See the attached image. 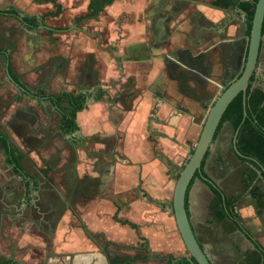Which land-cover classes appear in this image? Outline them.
Masks as SVG:
<instances>
[{"label":"crops","instance_id":"1","mask_svg":"<svg viewBox=\"0 0 264 264\" xmlns=\"http://www.w3.org/2000/svg\"><path fill=\"white\" fill-rule=\"evenodd\" d=\"M8 1L13 3L14 0ZM25 1L17 0V5L0 9L4 12L0 17L14 25L0 27L1 33L7 35V43L0 45V58L5 62L8 79L20 89L17 96L31 97L22 95L20 84L31 89L44 88L48 93L74 92L72 88L58 91H48L43 86L32 88L15 74L13 57L20 52L30 57L31 46H39L31 42V34L37 30L44 32V39L54 35L70 43V39L85 44L87 39L96 38L97 50L108 54V59L104 56L106 60H103L105 63L108 60V63L105 69L102 67V77L99 72L98 76L95 74L94 65L97 63L93 58L88 60L86 69L80 70L81 76L91 81L90 84L83 81L74 92L86 95L85 108L77 112L76 131H63L59 126L61 116L58 110L51 102L37 99L40 103H49L58 113L57 128L73 144L75 165L71 168L73 176L68 178V203L65 193L54 181L48 190L53 194L46 193L43 200L47 207L38 218L42 223L40 227L29 219H25L22 226H16L14 216H5L7 219L1 221L0 215V223H6L0 228V264L4 261L17 264H128L127 254L134 257L131 264H149L152 260L159 264L191 261L170 210L174 188L168 178V169L171 168L173 174L174 168L168 160L174 162L178 159L180 149L189 151V142L202 127L206 109L200 120L197 121L196 116L205 107L202 102L211 99H194L191 89L184 91V83L191 87L194 83L190 78L184 81L183 70H193L203 79H210L209 89L219 88L220 80L218 82L199 69L189 67L183 54L193 57L203 54L208 64L216 67L222 58V48H232L235 42L242 41V49L246 50L245 11L237 5L246 0H233L234 3L228 6L217 4L220 0H114L96 16L92 15L90 7L87 9V0H63L66 9L59 11L53 19L68 16L61 23L54 24L56 29H51L46 21L51 18L48 11L25 14V9L21 10L26 7L23 5ZM70 2L73 5L68 6ZM36 14L45 20V25L38 21L33 26L23 20L30 17L39 20ZM196 14L206 19L210 28L199 30V26L192 24L191 17ZM67 19L69 24L65 21ZM92 22L99 30L89 32ZM69 30L80 32L85 37L69 33ZM41 45L45 46V43ZM56 47L58 52L54 57L59 53L65 55L60 46ZM74 48L78 51L77 45ZM80 50L83 54L96 51L92 48ZM263 52L264 35L248 99L254 90L264 92ZM59 65L63 62L49 72L50 79L57 76L54 71ZM260 126L264 129V119ZM219 133L212 145L220 137L221 142L226 139ZM234 133L232 153L239 162L231 163L228 175L232 176L231 180L233 177L237 179L236 187L230 186L229 191L220 183L223 179H217L209 172L217 164L216 168L223 171L226 163L224 155L211 146L189 190L187 210L196 236L213 264L218 263L204 242L208 233L225 240L230 239L231 233L243 238L244 243L239 247L244 251L241 257L247 255L252 258L247 262L256 264L254 257L255 254L259 257V251L252 239L264 247V168L254 166L252 157L235 152ZM95 135H100V139L94 138ZM9 137L15 143L10 134ZM89 142H94L92 153L85 151ZM19 147L25 154L22 173L14 171L2 151L12 174L22 181L23 203L30 205L34 196L40 197L42 178L46 183L52 182L51 169L44 164L37 166L35 171H29L26 167V162L31 163L29 153ZM83 154L89 159H82ZM251 173L253 177L250 179ZM211 182L219 186L230 201L232 215L215 196ZM59 205L62 208L66 205V208H61L57 217L51 216ZM249 206L254 210L251 215L245 214ZM229 225L232 227L230 230L226 228ZM191 264L195 263L191 261Z\"/></svg>","mask_w":264,"mask_h":264},{"label":"rangeland","instance_id":"2","mask_svg":"<svg viewBox=\"0 0 264 264\" xmlns=\"http://www.w3.org/2000/svg\"><path fill=\"white\" fill-rule=\"evenodd\" d=\"M11 4H13L12 1L2 0L0 1V9H4ZM23 5H25L26 7L20 8L21 10L25 9L23 12H26L27 14L33 12H43L46 10L40 6L34 5L31 0L25 1ZM67 16L68 15L66 14L62 19L58 20L47 18L46 21L49 25H54L57 23H61L63 19L67 18ZM0 20L3 21L0 22V27H14L13 22L11 23V21H8L5 18L1 17ZM65 21H67V24H69L68 19ZM92 23L93 24L89 25L88 27L89 32L99 30L96 23ZM106 30L107 29L104 30L105 33H107ZM69 33H74L76 35L78 34L81 37H85V35L81 34L80 32H72V30H69ZM43 34L44 32L40 30L35 31V34H31V42L33 44H38L39 46H31L30 57H26V55L21 52L20 55L17 54V56L13 57L15 74H18L20 76V79L24 84L32 88L43 86L48 91H58L64 88H72V90H74L75 92L77 91V89H79L80 84L82 85L83 81L84 83L90 84L91 80L85 79L84 76H81L80 70L86 69L88 60L91 61L92 58L98 65H94L95 74L98 76L99 72L101 77L104 76L102 67L104 68L107 66L108 60L107 63L103 62V60H106L104 56H107L108 59V54L106 52L102 53L100 49L97 50L98 44L96 38H94L93 40L87 39L85 44H82L83 42H79V40L74 41L75 39H70L72 43H70L65 38H61L60 40L59 37L55 38L54 35H51L50 38L47 36V38L44 39ZM223 35H226V33H224ZM6 36L7 35L4 32L1 33L0 31V45L7 43ZM211 41H216V39ZM41 43H45V46L41 45ZM69 45H71L72 47H70ZM76 45L78 47V51H75V48L73 49V47H75ZM56 46H60L59 48H61L62 52L65 53V55H60L59 53L58 57H54L53 55L57 54L58 52V48ZM109 47L111 48L113 47V45H109ZM81 48H92V50L96 51H94L93 53L83 54L80 50ZM226 52V47L222 48L223 57H227V55H225ZM262 57L264 59V52L262 53ZM54 58L55 61H53ZM100 60L102 61V63H100ZM60 62H63V65H59L54 71L57 76H54L55 78L50 79L49 72L54 69L56 64H59ZM217 67L216 68L218 70L220 65H217ZM76 68L77 73L75 72ZM70 73L72 74V79L70 78ZM47 75L49 77L45 78V76ZM219 84L220 86H223L222 82H219ZM210 89L211 90L207 92L208 94H213L214 97L219 96L223 91L222 87H211ZM19 92V87L13 84L8 79L6 74L5 62L0 58L1 131L4 132L7 130L15 143L28 151L31 163L26 162V167L29 169V171H35L38 168L37 166H44V164H46V166L50 167L51 169L52 178V182L50 184L46 183L44 178H42L40 197L34 196L33 202L30 205L23 203V200L21 199L23 195L22 181L12 174L10 168L4 161V153L2 151V148H0L1 221L7 219H5V216H14L16 226H22L23 221H26L25 219H29L32 223H34L36 227H40L42 223L38 218L39 216H41L40 214H43V210H45V207H47L45 206L47 202L44 203L43 200L45 199L44 197L46 193L53 194L52 190L51 192H48V190H50V185H52L54 181L59 184V188L63 193H65L66 201L68 203V178L70 176H73V171H71V168H74L73 166L75 165V157L72 150L73 144L69 141V138L57 128V120L59 115L52 109L49 103H40L37 99L26 96L24 98H21L20 100H16V96L19 94ZM210 107L211 105L205 106L203 108L202 113H200L199 116H196L197 121L201 119L205 109L207 116ZM201 130L202 127L198 128L197 133L194 135V139L189 142L188 152L184 149L183 151H181L180 149V157H178V159H176L174 162L168 160V162L174 168L173 174H171V168L168 169V178L173 188L179 171L182 169V167L185 165L192 154L193 148L198 141ZM223 134L226 136V139H223V142H221L222 138L220 137L216 144L212 146L213 148H215V150L221 153L222 156L224 155V160L226 162L225 169L223 171L218 170L216 168V166L218 165L217 164L215 165V167L213 166V169L209 170V172L217 179H223L220 180V183L230 191V186L234 188L236 187L235 183L237 182V179L235 180L233 177V180H231L232 176L230 178V176L228 175V170L232 165L231 163H238L239 161H237L232 153L231 138L233 134V128L227 122L224 123L222 130H220L219 133L220 136H223ZM94 138L100 139V135H95ZM106 142L108 143V140ZM93 145L94 142H89V145L85 151L87 153H92L94 151ZM81 158L84 160L89 159V157L85 156L84 154L81 155ZM239 169L241 170V168ZM40 172L43 173V170H41ZM221 175L223 176V178ZM38 177L40 178L41 176L38 175ZM74 178L79 179L78 176H75ZM237 186H240V183H238ZM61 206H57L56 212L52 213L51 216L57 217L60 214L62 208ZM65 208L66 205L62 209ZM27 216H30L31 218H25ZM5 225L6 223L1 222L0 228L3 226L5 227ZM226 228L230 230V228L232 227L229 225L226 226ZM2 235L4 236L3 233ZM229 238L230 239L227 240H225V238L221 239L211 233H208L207 236L204 237V242L208 247H210L209 249L211 253H213L212 258L217 261L218 264H232L236 261L240 263L244 259H246V261L249 260L247 255L241 257L244 251H241L239 247L244 243V241L242 240L243 238L241 239V237L236 236L232 233L230 234ZM246 252H248V250L245 251V253ZM148 263L159 264V262H155L153 260ZM247 264L249 263L247 262Z\"/></svg>","mask_w":264,"mask_h":264},{"label":"trees","instance_id":"3","mask_svg":"<svg viewBox=\"0 0 264 264\" xmlns=\"http://www.w3.org/2000/svg\"><path fill=\"white\" fill-rule=\"evenodd\" d=\"M37 2L42 1H54V0H35ZM114 0H91L89 7L92 11V15L96 16L100 11L103 10L104 6L111 4ZM233 0L226 1H217V4L222 6H228L233 4ZM257 0H246L240 1L237 5L245 11V24H246V34L249 36L252 27V19L255 11ZM58 11L51 12V15H57ZM0 13H4L0 11ZM26 23L33 26L38 24L36 17H30L23 19ZM37 20V21H36ZM263 33H264V24H263ZM253 78V77H252ZM17 81V80H16ZM252 81V79H251ZM251 85V83H250ZM20 87L23 89L22 95H29L32 98L38 100L49 101L52 105L58 110L60 114L59 126L66 133H72L78 129L77 125V112L85 108L86 105V95L84 93H74L71 91H63L60 93H48L44 88L31 89L27 88L24 85L20 84ZM250 89V86H249ZM248 89V94L250 93ZM22 96H17L16 100H20ZM264 119V92L260 90H254L252 96L248 99L247 104V116L243 121V95L240 93L228 106L225 111L221 122L218 126L214 139L218 135L220 129L222 128L224 122L228 121L233 127V132L240 126L236 145L238 150L243 156L252 157V163L254 166H261L264 168V129L260 126V122ZM0 128V146L6 154V161L13 165L14 171L16 173H22L23 164L22 158L25 156L21 148L12 142L9 134L4 131H1ZM208 151L206 156L208 155ZM205 156V157H206ZM204 164V160L202 162ZM202 164V166H203ZM198 172L191 181V184L187 191L186 196V207L188 206V193L194 183L195 178L198 176ZM250 179L253 177V174H250ZM211 189L214 192L217 199L223 204L224 207L230 212V201L224 197L222 189L211 182ZM237 220V218L234 216ZM239 224V222H237ZM133 227H137L136 224H131ZM256 249L259 251V257L255 254L254 261L257 264H264V247L258 240L252 239ZM191 261L195 264H198L193 257ZM191 261L183 260V264H191ZM1 264H17L13 261H4Z\"/></svg>","mask_w":264,"mask_h":264},{"label":"water","instance_id":"4","mask_svg":"<svg viewBox=\"0 0 264 264\" xmlns=\"http://www.w3.org/2000/svg\"><path fill=\"white\" fill-rule=\"evenodd\" d=\"M264 24V0H257L252 19V27L248 36L247 49L243 51L240 75L224 84L225 88L219 96L211 98L208 102L210 110L203 122L198 141L193 148L192 154L177 176L174 189L172 208L178 230L183 242L198 264H213L205 249L201 246L192 227L186 207V196L191 181L196 172L201 170L202 162L207 151L211 148L214 136L221 119L230 103L240 94L243 95V121L247 116L248 88L253 75L257 71L260 49L263 38ZM8 74L9 71L7 70ZM240 126L236 129L233 139V147L236 153L241 154L236 145V139ZM70 135V134H69Z\"/></svg>","mask_w":264,"mask_h":264},{"label":"flooded vegetation","instance_id":"5","mask_svg":"<svg viewBox=\"0 0 264 264\" xmlns=\"http://www.w3.org/2000/svg\"><path fill=\"white\" fill-rule=\"evenodd\" d=\"M31 2L36 6H40L43 9H46L45 11L46 12L48 11L49 13L58 11V9H61V10L66 9L64 7V1L63 0L42 1V2H37L35 0H31ZM90 2H91V0H87V2H86L87 9L89 8ZM13 5L14 6L17 5V0H14L13 4H11L10 6H13ZM71 5H73L72 2H70V4H68V6H71ZM39 15L40 14H36L37 17H39ZM49 16H51V19L54 18L53 15H49ZM38 21H39V23H42V25H45V23H44L45 20L43 18L41 20V18L39 17ZM191 22L195 26H199V30L202 28H210V26L208 27V25H206V23H208L207 20L204 19L199 14L192 16ZM49 27L51 29H56L55 25H49ZM263 35H264V33H263ZM241 44H242V41L235 42V44L233 45L232 48L227 49L228 52H226V54H225V55H227V57L226 56L223 57V55H222V58H220V62L217 64L218 66L220 65L218 70H217V68H218L217 65H216V67H217L216 68L213 65L208 64V59L203 54L199 55L198 57H193L191 55L188 56V54H186L184 52L183 59L187 61L189 67L191 66V67H195L196 69H199L207 77L216 78V80H218V82L221 79L220 82H222L223 86H219V87H222L224 90V88H225L224 84L226 82H228L229 80L235 79L240 75L239 70H240V67L242 64L241 60H242V56H243V49H242ZM183 71L185 73L184 81H186V80H188V78H190L194 83L193 87L189 86L187 83H184L183 87H184L185 92H188L191 89V96H193L194 99L197 97H201V99L209 100L210 98L214 97L213 94L211 95V94H208V92H207V91L211 90L208 87L209 82H211L210 79H205V78L203 79L202 76L198 75L193 70H190L191 72H189V70H186V71L183 70ZM221 73H222V75H221ZM254 76H255V74L253 75V77ZM249 86H251V85H249ZM206 103L208 104V101L202 102V106H208ZM128 248H131V247L128 246ZM125 258L127 259L128 264H131V260L134 259V257L131 256L130 254L125 255ZM248 259L251 260L252 258L248 257ZM242 261L243 262H240V264H247L246 260H242ZM113 264H118V263L115 262Z\"/></svg>","mask_w":264,"mask_h":264},{"label":"clouds","instance_id":"6","mask_svg":"<svg viewBox=\"0 0 264 264\" xmlns=\"http://www.w3.org/2000/svg\"><path fill=\"white\" fill-rule=\"evenodd\" d=\"M253 212H254V210L252 209V207H251V206H249V207L247 208V210H246V213H245V214H247V215H251V214H253Z\"/></svg>","mask_w":264,"mask_h":264}]
</instances>
